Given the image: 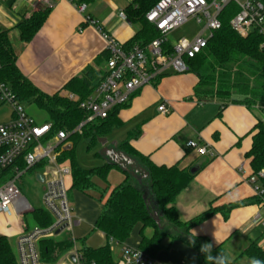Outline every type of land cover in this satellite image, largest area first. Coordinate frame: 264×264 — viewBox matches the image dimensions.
<instances>
[{"label":"crops","instance_id":"1","mask_svg":"<svg viewBox=\"0 0 264 264\" xmlns=\"http://www.w3.org/2000/svg\"><path fill=\"white\" fill-rule=\"evenodd\" d=\"M52 3L40 29L30 41L25 42L20 40L16 26L37 9L33 10L27 0H0V29L7 30L22 74L44 93L60 91L65 94L62 87L72 77L79 76L87 65H94L98 59L96 68H103L105 41L99 29L125 44L134 36L137 26L118 17V12L129 4L126 0H84L80 2L85 4L82 13L76 8V0L74 3L52 0ZM84 16H89L95 24L84 22ZM197 82L198 78L190 71H168L153 83L140 87L117 111L123 126L110 134L121 132L120 140L109 142L107 139V143L119 144L132 133L130 147L153 164L197 167L191 182L174 202L179 219L188 221L211 207H222L227 215L215 212L194 225L190 233L207 237L213 245L221 243L225 251L232 246L234 253L241 252L252 240L264 249V228L253 222L257 213L264 217V204L255 202L253 186L247 180L251 169L246 158L252 129L257 122L264 123V115L255 106L247 107L240 103L222 105L217 100L199 101L194 94ZM162 102L170 108L169 113L157 110ZM190 140L207 146L213 155H200L188 148L186 143ZM68 144L70 148L65 151L72 148L71 141L64 147ZM97 147L99 150L100 146ZM101 161L103 164L104 160ZM241 164L243 170L239 169ZM111 177L113 179H109ZM124 178V174L111 170L108 177L110 186L113 185L111 188ZM67 185L75 219V224L68 231L76 245L81 240L91 247L109 243L115 261L124 264L121 262L122 247L138 248L140 224L133 227L124 243L108 240L102 232L92 230L102 203L70 189L71 175ZM74 227L79 228V236L75 238L72 235ZM22 230H25V225L21 226L15 218L11 224L1 228L0 233L6 231L12 235L15 244ZM150 232V229L144 230L147 235ZM93 237L95 239L91 241ZM76 245L55 264H66L64 259L78 264L73 255ZM113 250H118L117 258ZM155 261L158 264H196L197 252L185 242L175 240L168 249L157 253Z\"/></svg>","mask_w":264,"mask_h":264},{"label":"trees","instance_id":"2","mask_svg":"<svg viewBox=\"0 0 264 264\" xmlns=\"http://www.w3.org/2000/svg\"><path fill=\"white\" fill-rule=\"evenodd\" d=\"M84 0H76L80 3ZM157 0H135L128 4L124 11L127 20L137 26L134 36L123 44L125 50L134 44L145 47L151 40L159 36L152 24L146 21L145 13ZM50 8H38L28 19L17 24L21 41H30L42 26ZM235 3L227 4L219 13L220 26L209 38L205 48L194 57L186 59L190 72L197 78L194 94L199 101L217 100L222 105L240 103L247 107L264 108V38L257 32H251L242 37L229 25L230 19L237 13ZM170 45L167 44V47ZM107 58L105 53L102 61ZM98 59L94 65H87L79 76H74L62 87L63 92L57 91L47 94L36 87L25 77L17 66V59L9 41L7 30L0 29V80L8 83L22 102H32L43 110L47 118L44 123L51 124L50 135L59 130L72 131L86 116L78 108L77 102L87 98L103 77V69H97ZM73 94L78 101L68 99ZM125 105V104H124ZM123 106V105H122ZM121 106L112 109L107 117L94 119L86 123L81 134L74 132L69 135L72 148L61 153L60 160L68 161L71 172L70 189L78 190L102 203L101 211L92 230L102 232L108 240L124 243L133 227L140 224L141 239L138 249L148 257L155 259L157 253L168 249L173 241L179 240L192 246L197 252L196 264H237V258L244 256L252 264H264V249L256 240L249 241L235 258L229 259L222 244L213 245L207 237L194 236L190 229L199 222L210 217L215 212H222V207H211L188 221H181L178 217L174 202L177 196L187 188L194 173L191 167H180L178 164L170 166L156 165L134 151L129 141L134 134L116 144V148L123 150L148 170L149 178L146 189L142 181H134L122 172L116 165L106 161L98 166L84 168L74 157L75 144L80 139H87V150L98 144V138L105 137L113 130L123 126L117 111ZM251 134L250 148L246 153L251 169L250 175H258L257 183L261 194H255V202L264 204V123L257 122ZM99 157L98 151L95 153ZM39 165L29 168L26 172L32 175ZM111 170L124 174V180L111 188L108 177ZM198 170V168H197ZM196 170V171H197ZM148 197L152 198L159 216L156 223L153 211L148 204ZM25 231L34 227L45 229L53 221L52 216L43 207H33V210L23 217ZM150 229V234L144 233ZM194 242V243H193ZM208 243L211 248L201 251L202 245ZM76 245L68 230L58 234L44 235L37 242V248L42 261L55 264L65 253ZM78 264H118L113 258L109 243L91 247L81 240L76 245ZM0 264H18L16 254L7 236L0 234Z\"/></svg>","mask_w":264,"mask_h":264},{"label":"built area","instance_id":"3","mask_svg":"<svg viewBox=\"0 0 264 264\" xmlns=\"http://www.w3.org/2000/svg\"><path fill=\"white\" fill-rule=\"evenodd\" d=\"M75 2V0H69ZM133 4L135 0H126ZM33 10L51 8L52 0H27ZM235 3L237 13L230 19L229 25L240 36L245 37L257 32L264 38V0H157L145 13V19L158 31L159 36L145 47L134 44L125 50L123 44L111 34L99 29L105 41V59L103 77L85 99L79 100L73 94L68 99L77 102L86 116L72 130H59L50 135V123L36 122L22 107L10 85L0 80V109L8 107L7 118L0 121V215L12 214L21 226L23 217L33 210L32 205L22 195L16 184L21 175L39 165L33 176L43 177L44 186L41 195L42 207L50 213L52 223L45 229L34 227L20 233L15 240V254L18 264H48L41 260L37 248L38 240L44 235H53L63 224V230H70L75 224L72 207L68 199L67 179L70 178L68 161L60 160L69 135L81 134L82 127L94 119H103L117 106L124 105L130 96L140 87L153 83L168 71L185 73L189 70L186 59L194 57L206 47L213 32L219 28L218 15L229 3ZM79 13L85 4H75ZM118 17L126 20L124 10ZM189 19L201 24L200 30L191 38L179 37L170 41L168 35ZM84 22L95 24L89 16ZM167 44L170 46L167 47ZM264 44V42H263ZM157 110L167 114L170 108L162 102ZM264 115V108L260 110ZM188 148L200 155H213L205 145L190 140ZM243 164L239 169L243 170ZM258 175L248 177L256 195L261 194L257 183ZM253 222L264 228V217L257 213ZM76 260L77 253H73ZM121 262L124 264H158L138 248L127 245L122 247Z\"/></svg>","mask_w":264,"mask_h":264},{"label":"rangeland","instance_id":"4","mask_svg":"<svg viewBox=\"0 0 264 264\" xmlns=\"http://www.w3.org/2000/svg\"><path fill=\"white\" fill-rule=\"evenodd\" d=\"M201 28V24H198L195 20L189 19L187 22L182 24L177 29L173 30L169 35V39L171 41L176 40L179 37H186L191 38L195 33H197ZM24 110L38 123H42L46 120L47 115L43 110H40L36 107V105L32 102H22L21 103ZM9 112L8 107H3L0 109V121L7 118V114ZM109 142H118L121 138V132H113L112 134H108L105 136ZM87 139H80L74 147V157L77 161V163L80 166H83L85 168L97 166L102 163L101 159L95 156L96 151H98V147H95L93 149L87 150ZM113 179V177L109 178ZM16 184L19 187L22 195L28 200V202L32 205V207H40L41 204V195L43 191V184L36 180L35 176H33L31 173L26 172L21 177L16 180ZM113 186V185H111ZM28 214V213H26ZM25 214V215H26ZM15 220V216H6V215H0V229L4 228L7 224H11ZM79 228L74 227L72 231L73 237H77ZM90 231V229L88 230ZM23 232V230H22ZM1 234V233H0ZM4 235H7L11 246L15 252V244H14V237L12 235H8V233L5 231L3 233ZM93 241L95 237L91 238ZM117 247V246H116ZM227 254L229 256V259L235 258L237 255L240 254L238 251L237 253H234L232 246L229 248H226ZM118 251V250H117ZM117 251L113 250L114 257L117 258L116 254ZM64 263L66 264H74L73 262H68L64 259ZM237 264H250L247 259L244 256H239L237 258Z\"/></svg>","mask_w":264,"mask_h":264},{"label":"water","instance_id":"5","mask_svg":"<svg viewBox=\"0 0 264 264\" xmlns=\"http://www.w3.org/2000/svg\"><path fill=\"white\" fill-rule=\"evenodd\" d=\"M98 144L100 146V149L98 150V154L101 159L104 161L116 165L122 172L128 174L131 179H134V181H142L144 180V187L148 189L147 183L149 178V172L148 170L139 162V160L133 156L128 155L123 150H120L116 148L114 143H107V138L102 137L98 138ZM70 148V145H66L64 149ZM197 167H192L190 169L191 173L196 172ZM35 178L43 182V177L39 174H36ZM143 182V181H142ZM148 204L153 211V216L155 218V221L157 224H159V216L160 214L157 213L155 209V204L152 198L148 197ZM66 227L65 224L60 226L57 230H55L54 234H58Z\"/></svg>","mask_w":264,"mask_h":264},{"label":"clouds","instance_id":"6","mask_svg":"<svg viewBox=\"0 0 264 264\" xmlns=\"http://www.w3.org/2000/svg\"><path fill=\"white\" fill-rule=\"evenodd\" d=\"M194 230V229H193ZM195 231V230H194ZM194 243V242H193ZM211 248V245L208 243H205L204 245H202L201 251L205 252L207 250H209ZM221 264H223V262H221ZM252 264H257V262L255 260L252 261Z\"/></svg>","mask_w":264,"mask_h":264}]
</instances>
